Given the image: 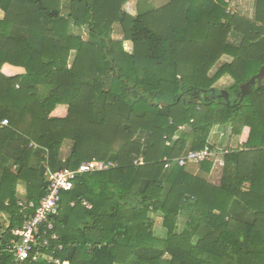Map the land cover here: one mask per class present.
<instances>
[{
  "label": "trees",
  "instance_id": "16d2710c",
  "mask_svg": "<svg viewBox=\"0 0 264 264\" xmlns=\"http://www.w3.org/2000/svg\"><path fill=\"white\" fill-rule=\"evenodd\" d=\"M60 1L0 0V68L5 62L25 68L20 76L0 72V121H9L0 125V247L22 223L18 182L25 184L24 199L37 204L47 186L40 165L54 170L69 140V168L92 159L115 164L78 174L61 192L58 239L51 242L61 261L264 264V79L237 96L264 65V26L230 14L224 0H171L135 17L122 12L128 0H81L91 15L83 40L65 32L71 21L60 16ZM256 6L260 15L264 0ZM115 23L131 40V54L112 40ZM47 29L65 45L49 43ZM223 75L233 81L224 89L228 100L214 86ZM62 98L67 116L49 120L43 109ZM220 103L223 124L233 133L248 126L249 135L243 150L222 155L215 184L175 160L188 150L212 149L207 139ZM139 156L143 163L135 164ZM213 165L203 160L199 170L208 174ZM151 214L161 218L165 238L154 234ZM11 260L0 253V264Z\"/></svg>",
  "mask_w": 264,
  "mask_h": 264
},
{
  "label": "crops",
  "instance_id": "0c3cea01",
  "mask_svg": "<svg viewBox=\"0 0 264 264\" xmlns=\"http://www.w3.org/2000/svg\"><path fill=\"white\" fill-rule=\"evenodd\" d=\"M171 0H128L122 7V12L126 13L132 17H135L139 14V12L145 9H157L166 5ZM229 4L227 6V12L230 14H237L241 18L245 20L253 21L257 23V25L264 26V7L260 8V15L258 14L259 10L256 6V0H224ZM230 9L232 11H230ZM60 16L64 18L70 19V26L65 30L67 34L72 36L79 35L83 40L87 39V21L91 18L89 12H87L84 2L81 0H61L60 1ZM259 16L262 17V20L257 19ZM4 17V12L0 9V19ZM45 39L49 41V43L57 45V47H63L66 43V40L59 36L54 30L47 29L44 33ZM111 38L113 41H121L123 49L126 53L131 54L133 52V44L131 40H127L123 38V32L119 26V24L115 23L112 28ZM130 48V49H129ZM75 50L71 49L69 52V57L67 61V67L71 66L72 60L74 59ZM226 59L225 57H223ZM217 68V64L213 66L210 73H212ZM0 72L6 77L12 76H20L25 73V68L22 66H16L9 64L7 62L3 63ZM229 79L231 83L228 86H225L224 89L229 87L233 81L227 75L221 76L215 83L214 86L217 88L218 83L222 80ZM18 87V85H16ZM221 89V88H220ZM223 89V90H224ZM222 90V89H221ZM70 109L69 103L64 99H60L56 102L53 108H44L43 113L49 120H59L64 119ZM220 109V111H219ZM218 113V114H217ZM225 113V105L220 103L217 108L213 112V126L208 135V142L210 144V140L212 139L214 144L212 145V149L217 151L216 160L218 161L219 166H221L222 173V155L227 152H231L233 150H243L244 143L247 141L249 135V127L243 126L239 133H233L231 130V125L223 124ZM180 129H184V126H181ZM186 129V128H185ZM177 136L173 137V140L176 139ZM71 147V143L69 140H65L60 148V156L59 159L69 158V154H66L68 148ZM70 153V150H69ZM43 164V163H42ZM195 166V167H194ZM215 166V164L213 165ZM214 167H212L213 169ZM212 169L208 174L212 173ZM47 170V166H46ZM185 170L197 175L199 177L205 178L202 176L203 173L199 170V163L193 164L189 163L185 166ZM46 173V172H45ZM221 177V175H220ZM220 179V178H219ZM219 181V180H218ZM17 195L19 198L24 199L26 197V190L24 182L19 181L16 187Z\"/></svg>",
  "mask_w": 264,
  "mask_h": 264
},
{
  "label": "built area",
  "instance_id": "2783aa9c",
  "mask_svg": "<svg viewBox=\"0 0 264 264\" xmlns=\"http://www.w3.org/2000/svg\"><path fill=\"white\" fill-rule=\"evenodd\" d=\"M9 124L7 118L0 121L1 126ZM168 143V142H167ZM30 146L36 144L31 142ZM203 160H209L213 163L216 160V153L206 146L199 150H188L175 161L180 166H186L189 163H200ZM135 164H142L143 157L139 156L134 160ZM115 163L105 160L92 159L82 161L76 168L63 167L59 170H46V192L36 204L33 201L19 199L17 205L18 213L22 218L21 225L10 229V237L0 247L2 251L11 255L12 260L8 264H19L24 260L34 261L43 260L47 263L65 264L54 253L52 241L58 239L55 231L56 217L58 215V205L61 199V192L69 190L73 186V180L78 174L88 173L96 170H107ZM86 207H90L87 201H83ZM73 205V203H71ZM32 209V212L29 211ZM2 215V214H1ZM9 223V222H8ZM6 224V227L9 224ZM62 249V245H58Z\"/></svg>",
  "mask_w": 264,
  "mask_h": 264
},
{
  "label": "rangeland",
  "instance_id": "374dc122",
  "mask_svg": "<svg viewBox=\"0 0 264 264\" xmlns=\"http://www.w3.org/2000/svg\"><path fill=\"white\" fill-rule=\"evenodd\" d=\"M228 7H229V4H228ZM226 11H227V9H226ZM230 11H232V10L230 9ZM229 40H231L232 42L236 43L237 39H236L235 36L231 35ZM230 83H231V81L229 79H225V80L223 79L222 81H220L218 83V85H219L218 87H220L221 89H224V87L228 86ZM201 95H203V94H201ZM70 143H71V146H72V141H70ZM210 144H212V145L214 144L212 139L210 140ZM69 150L71 151V147L68 148L66 154H69ZM43 164H46V163L44 162ZM193 164L195 165L196 163H193ZM214 164H215V166H213L214 168L212 169V173H210L209 175L202 174V176H205V178H204L205 180H208L211 183L217 184L218 180L220 178V175H221V168H220L221 166H219L218 161H215ZM71 166H72V164H71ZM151 215L154 218V227H153L154 234L158 238H161V239L165 238L166 237V230L161 225V218L158 215H156V214H151ZM3 217H4V215L0 214V218H3ZM186 221H187L186 217H184V216L180 217L179 224L177 226L178 227L177 229H178L179 232H183L187 228V226L185 225ZM0 223H3V222L1 221Z\"/></svg>",
  "mask_w": 264,
  "mask_h": 264
},
{
  "label": "water",
  "instance_id": "95a60500",
  "mask_svg": "<svg viewBox=\"0 0 264 264\" xmlns=\"http://www.w3.org/2000/svg\"><path fill=\"white\" fill-rule=\"evenodd\" d=\"M262 79H264V65H261L258 72L252 75L246 82L239 86V92L237 96L242 97L244 95L249 94L252 86L256 83H259ZM220 95L224 97V99L228 100L229 94L226 90H221ZM69 166V158L59 159L56 163L55 170H59L63 167ZM46 172V164L40 165V175L43 176ZM65 264H68L67 262Z\"/></svg>",
  "mask_w": 264,
  "mask_h": 264
}]
</instances>
